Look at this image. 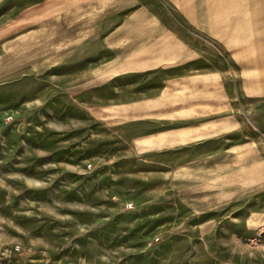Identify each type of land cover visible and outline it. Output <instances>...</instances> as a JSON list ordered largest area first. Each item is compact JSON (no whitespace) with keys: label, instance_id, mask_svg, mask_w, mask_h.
Here are the masks:
<instances>
[{"label":"rangeland","instance_id":"1","mask_svg":"<svg viewBox=\"0 0 264 264\" xmlns=\"http://www.w3.org/2000/svg\"><path fill=\"white\" fill-rule=\"evenodd\" d=\"M69 2L0 0V264H264V96L243 99L244 148L166 181L176 168L131 150L126 112L171 67L114 54L97 1ZM120 3L105 31H169L196 60L204 30L166 0ZM145 4L151 22L129 23Z\"/></svg>","mask_w":264,"mask_h":264},{"label":"crops","instance_id":"2","mask_svg":"<svg viewBox=\"0 0 264 264\" xmlns=\"http://www.w3.org/2000/svg\"><path fill=\"white\" fill-rule=\"evenodd\" d=\"M96 1L93 29L97 35L104 33L108 50L119 55L129 48L143 54L154 48L158 53L151 67L161 64L172 70L154 84L155 92L132 100L126 112L133 129L129 145L135 154L161 156L166 166L176 168L166 181L184 182L196 175L185 173L196 168V156L208 155L217 164L215 153L222 145L224 150L236 151L249 143V130L243 127L242 110L247 107L243 99L264 96V0H166L181 20L204 30H196V62L192 56L183 59L195 48L183 47L182 38L172 32H124L121 26L105 31L100 19L105 13H116L113 8L121 3ZM145 6L130 13L129 23L135 20L144 27L151 22ZM139 12L144 13L143 19H137ZM79 21L85 30L90 28L89 20ZM199 39L204 46H199Z\"/></svg>","mask_w":264,"mask_h":264},{"label":"built area","instance_id":"3","mask_svg":"<svg viewBox=\"0 0 264 264\" xmlns=\"http://www.w3.org/2000/svg\"><path fill=\"white\" fill-rule=\"evenodd\" d=\"M129 207H131V204H129Z\"/></svg>","mask_w":264,"mask_h":264}]
</instances>
